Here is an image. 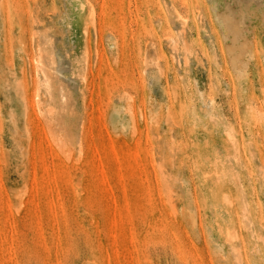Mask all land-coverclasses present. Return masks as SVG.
<instances>
[{
    "label": "rangeland",
    "instance_id": "rangeland-1",
    "mask_svg": "<svg viewBox=\"0 0 264 264\" xmlns=\"http://www.w3.org/2000/svg\"><path fill=\"white\" fill-rule=\"evenodd\" d=\"M0 264H264V0H0Z\"/></svg>",
    "mask_w": 264,
    "mask_h": 264
}]
</instances>
